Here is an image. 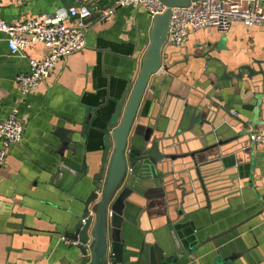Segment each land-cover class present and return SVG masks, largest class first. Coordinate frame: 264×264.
Masks as SVG:
<instances>
[{
    "label": "crops",
    "instance_id": "crops-1",
    "mask_svg": "<svg viewBox=\"0 0 264 264\" xmlns=\"http://www.w3.org/2000/svg\"><path fill=\"white\" fill-rule=\"evenodd\" d=\"M116 2L0 0V19L8 23L43 14L65 15L72 7L115 11L107 19L96 15L88 18L84 22L88 30L86 48L58 60L47 82L27 95L20 91L16 78L30 71L28 58L42 59L47 49L35 45L26 50V58L11 55L7 37L0 33V124L17 109L18 117L26 126L24 142L10 149L0 168V264L91 263L88 247L83 252L81 244L66 238L65 234L68 226L81 217L82 202L95 189L94 177L101 168L105 148L104 134L91 128L78 146L75 161L82 165L85 160L86 175L80 173L74 177L65 172L59 177L54 176L60 164L56 153L60 140L56 133L59 130L80 131L90 110L97 116L93 125L105 128L118 100L137 79L151 41L154 19L143 8H116ZM185 47L188 63H181L172 70L182 82L190 83L200 78L207 53L218 60L223 74L233 75L243 66L251 67L257 76L251 79L243 76V88L228 81L222 83L221 101L229 102L234 108L232 114L242 119V123L230 128L222 120L219 128L224 135L230 133L229 136L234 132L250 134L262 129L264 70L259 73L254 64L264 63V28L247 29L241 23H234L227 34L213 29L198 31ZM254 155L255 172L252 171L250 179L245 176L240 179L245 192L244 196L239 193L233 197L234 208L229 206L230 197L209 202L201 184L199 193L194 190L184 195L182 189L174 191L173 199H186L191 210L187 220L195 229L191 231L193 235L189 229V234L183 229L186 236L178 238L179 251L175 248L174 255L166 256L162 264H215L218 250L210 240L236 226L244 241L241 248L245 250L238 249L240 256L235 264H264V148H255ZM65 156L69 158L71 154L66 152ZM242 161H246L245 156ZM240 166L246 174L244 165ZM173 204L181 207L177 200H173ZM154 216L144 221L142 228L127 226L128 229L123 230L125 261L139 256L145 245V230L149 229L152 240L158 242L153 233L159 232L162 238L167 227L173 228L168 215ZM172 217L179 215L174 213ZM194 236L199 242L197 247H194ZM146 253L149 258V251Z\"/></svg>",
    "mask_w": 264,
    "mask_h": 264
},
{
    "label": "water",
    "instance_id": "water-1",
    "mask_svg": "<svg viewBox=\"0 0 264 264\" xmlns=\"http://www.w3.org/2000/svg\"><path fill=\"white\" fill-rule=\"evenodd\" d=\"M161 1L167 10L154 18L151 41L137 79L118 100L106 127L93 125L97 116L90 110L80 131L56 133L60 140L56 152L60 164L54 176L59 177L65 172L74 177L80 173L86 175L85 160L82 165L75 161L78 146L91 128L104 134L105 148L101 168L94 177L95 189L82 202L81 217L68 226L65 234L66 238L78 241L83 252L88 247L90 264H162L166 256L174 255L175 248L179 251L178 238L195 229L187 220L191 210L186 199L185 202L173 199L174 191L182 189L187 195L196 192L201 184L209 202L230 197L229 206L234 208L233 197L239 193L244 196L245 192L240 179L244 176L250 179L254 170L255 148L251 142L254 132H234L231 136L220 132L222 120L230 128L242 123V119L239 121L232 114L234 108L229 102L221 101L220 92L224 81L243 88V76L251 79L257 74L250 66H243L233 75L223 74L218 60L207 53L200 78L182 82L172 70L181 63H188L187 49L166 44L172 9L189 6L191 0ZM254 65L262 74L264 63ZM66 152L71 154L69 158ZM244 156L245 162L242 161ZM240 165H244L246 174L242 173ZM173 200L180 202L181 207L173 204ZM174 213L179 217H172ZM154 214L168 215L173 228L167 227L162 238L159 232L153 233L158 242L152 240L149 229L145 230V245L139 256L125 261L123 230L128 229L127 226L142 228L144 221L154 218ZM193 238L197 247L199 242L196 236ZM210 241L215 242L218 250L215 264H235L239 250H245L241 248L244 241L239 226Z\"/></svg>",
    "mask_w": 264,
    "mask_h": 264
},
{
    "label": "built area",
    "instance_id": "built-area-1",
    "mask_svg": "<svg viewBox=\"0 0 264 264\" xmlns=\"http://www.w3.org/2000/svg\"><path fill=\"white\" fill-rule=\"evenodd\" d=\"M122 7L143 8L152 19L167 10L161 0H117L116 8ZM114 12V9L72 7L65 15L43 14L11 23L0 19V33L6 35L11 55L26 58V50L35 45L47 49L42 59L28 58L30 71L17 76L16 83L22 94L27 95L45 84L58 60L86 48L88 30L84 22L88 18L96 15L107 19ZM234 23H241L247 29L264 28V0H191L189 6L175 7L166 46L185 47L198 31L213 29L227 34ZM25 130V122L18 117L17 109L0 124V168L10 149L24 142ZM251 142L253 148H264V127L251 135Z\"/></svg>",
    "mask_w": 264,
    "mask_h": 264
}]
</instances>
